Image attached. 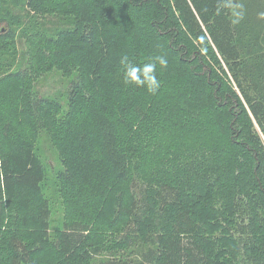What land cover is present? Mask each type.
<instances>
[{"label": "trees", "instance_id": "16d2710c", "mask_svg": "<svg viewBox=\"0 0 264 264\" xmlns=\"http://www.w3.org/2000/svg\"><path fill=\"white\" fill-rule=\"evenodd\" d=\"M10 1L29 47L0 77V264H264V0H231L237 24L229 0ZM124 56L167 58L156 94L124 83ZM53 69L75 73L66 109L33 93ZM40 125L60 162L55 240Z\"/></svg>", "mask_w": 264, "mask_h": 264}, {"label": "rangeland", "instance_id": "374dc122", "mask_svg": "<svg viewBox=\"0 0 264 264\" xmlns=\"http://www.w3.org/2000/svg\"><path fill=\"white\" fill-rule=\"evenodd\" d=\"M0 8V29L5 27L14 32L13 41L7 40V45L3 52H0V77L7 73H22L28 69L27 63V50L29 43L26 41L27 31L25 30L26 11H24L20 4H14L10 0H2ZM15 16H19L18 20L12 22ZM12 17V19H11ZM41 19V18H40ZM44 24H41L43 29H49L54 26V23L62 25L68 18L61 20L46 16L43 18ZM42 21V19H41ZM57 21V22H56ZM6 42V43H7ZM76 80L75 73L71 77H64L58 70H50L41 72L35 79L34 95L35 98H53L62 103L63 109H66L65 94L68 91L70 82ZM41 129V130H40ZM37 132L35 141V153L41 159L45 168V177L41 184L42 192L49 202L50 206V230L49 234L51 240H55L56 229H61L64 221V207L59 195V187L56 180V173L60 168L58 153L51 144L48 132L46 129L41 128ZM130 249L128 250V252Z\"/></svg>", "mask_w": 264, "mask_h": 264}, {"label": "clouds", "instance_id": "9594fccd", "mask_svg": "<svg viewBox=\"0 0 264 264\" xmlns=\"http://www.w3.org/2000/svg\"><path fill=\"white\" fill-rule=\"evenodd\" d=\"M225 6L232 9V15L234 17L232 20L233 24H237L243 19L244 12L243 5L241 3L232 4L231 0H229ZM198 39L201 45L205 44V36H200ZM200 51L204 53L207 51V48L201 47ZM120 63L124 68L125 84H135L138 87L146 86L149 93L156 94L160 88V82L156 76L157 63L162 68H166L168 60L164 56H156L152 62L145 63L142 66H137L133 64L127 56H124Z\"/></svg>", "mask_w": 264, "mask_h": 264}, {"label": "bare ground", "instance_id": "6f19581e", "mask_svg": "<svg viewBox=\"0 0 264 264\" xmlns=\"http://www.w3.org/2000/svg\"><path fill=\"white\" fill-rule=\"evenodd\" d=\"M147 102V101H146Z\"/></svg>", "mask_w": 264, "mask_h": 264}]
</instances>
